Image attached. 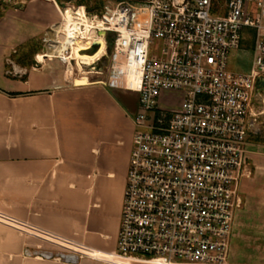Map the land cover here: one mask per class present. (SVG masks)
<instances>
[{"label":"built area","instance_id":"built-area-1","mask_svg":"<svg viewBox=\"0 0 264 264\" xmlns=\"http://www.w3.org/2000/svg\"><path fill=\"white\" fill-rule=\"evenodd\" d=\"M62 15L68 46L54 57L72 64L73 79L139 94L117 249L106 261L224 263L264 115V0H106L100 11L72 5ZM249 31L252 66L231 70ZM54 33L46 51L60 43ZM100 38L106 52L80 70L73 47L94 54Z\"/></svg>","mask_w":264,"mask_h":264},{"label":"crops","instance_id":"crops-1","mask_svg":"<svg viewBox=\"0 0 264 264\" xmlns=\"http://www.w3.org/2000/svg\"><path fill=\"white\" fill-rule=\"evenodd\" d=\"M50 8L11 12L12 25L0 23V264H110L133 115L114 91L122 89L74 80L55 55L40 54L43 64L8 59L43 40L59 18Z\"/></svg>","mask_w":264,"mask_h":264},{"label":"rangeland","instance_id":"rangeland-1","mask_svg":"<svg viewBox=\"0 0 264 264\" xmlns=\"http://www.w3.org/2000/svg\"><path fill=\"white\" fill-rule=\"evenodd\" d=\"M52 4L55 8H50L51 15H58L59 18L54 25L49 28L44 36L54 26L55 29L62 20V12L72 5H82L88 8L96 7L95 0H0V23L12 25V14H20L27 8L38 7L40 4ZM83 10V9H81ZM39 11V10H37ZM53 16V17H54ZM43 36V37H44ZM253 34L249 31L244 40L243 50L238 54L235 52L230 61V69L238 72L250 70L253 61ZM51 48L50 46L48 47ZM111 43L108 41V53H110ZM47 50V51H48ZM46 51L42 39L32 40L24 47H20L8 59L14 61L18 59L25 63L33 59L36 64L39 55ZM45 57L44 55H41ZM52 56V55H51ZM53 62L60 67L62 64L72 68V64L66 59L53 57ZM83 65V64H81ZM7 69H11L12 63L8 61ZM85 68V67H84ZM86 69V68H85ZM119 99L128 107L131 116H135L139 109V94L137 92L114 90ZM180 94L172 95L173 103L179 101ZM247 173L242 177L239 188V206L235 207L236 239L231 246L228 257L224 263L219 264H264V115L259 119L258 134L252 136L248 143Z\"/></svg>","mask_w":264,"mask_h":264},{"label":"bare ground","instance_id":"bare-ground-1","mask_svg":"<svg viewBox=\"0 0 264 264\" xmlns=\"http://www.w3.org/2000/svg\"><path fill=\"white\" fill-rule=\"evenodd\" d=\"M71 11L67 10V16H71ZM61 33L64 34L61 36ZM54 40H58L59 42L51 43L49 50L44 53L45 57L54 56V55H62L66 51V47L68 46V40H65V31L62 30V25H59L56 28V33L53 34ZM100 42L103 44V46L99 49V51H96L94 54L89 53H80L78 46L73 47L72 50V57L77 61V65L86 64L91 65L93 64L98 58H100L105 52H106V41L104 38H100ZM80 48H84V44L81 45L79 43ZM84 80V84L87 83V78H82Z\"/></svg>","mask_w":264,"mask_h":264},{"label":"trees","instance_id":"trees-1","mask_svg":"<svg viewBox=\"0 0 264 264\" xmlns=\"http://www.w3.org/2000/svg\"><path fill=\"white\" fill-rule=\"evenodd\" d=\"M105 2H106V0H95V3L97 4V6L96 7H92V8H88V10L90 11V12H96V11H100V10H102V8L104 7V5H105ZM110 43H111V48H110V50H112V46H113V42H112V39H110ZM244 44V43H243Z\"/></svg>","mask_w":264,"mask_h":264},{"label":"water","instance_id":"water-1","mask_svg":"<svg viewBox=\"0 0 264 264\" xmlns=\"http://www.w3.org/2000/svg\"><path fill=\"white\" fill-rule=\"evenodd\" d=\"M101 34H102V35H105L104 32H102ZM100 43H101V42H100ZM90 84H92V83H90V82L87 80V83L84 84V85H90ZM75 85H77V84L75 83ZM259 87H264V80L260 82Z\"/></svg>","mask_w":264,"mask_h":264}]
</instances>
